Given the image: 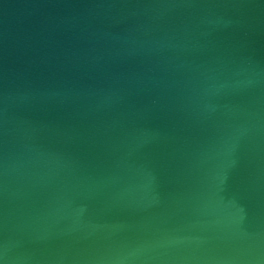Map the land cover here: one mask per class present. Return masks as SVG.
<instances>
[{
    "label": "water",
    "instance_id": "1",
    "mask_svg": "<svg viewBox=\"0 0 264 264\" xmlns=\"http://www.w3.org/2000/svg\"><path fill=\"white\" fill-rule=\"evenodd\" d=\"M0 264H264V0H0Z\"/></svg>",
    "mask_w": 264,
    "mask_h": 264
}]
</instances>
